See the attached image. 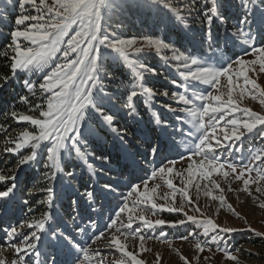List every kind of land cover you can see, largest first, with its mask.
Here are the masks:
<instances>
[{"label": "snow or ice", "instance_id": "6c2138e0", "mask_svg": "<svg viewBox=\"0 0 264 264\" xmlns=\"http://www.w3.org/2000/svg\"><path fill=\"white\" fill-rule=\"evenodd\" d=\"M162 10L167 15L157 25L161 35L127 37L118 31L122 24L113 27L132 11ZM13 13L14 26L7 32L2 49L10 74L0 73V89L22 80L25 94L18 101L27 107V112L13 108L5 116L30 128L11 136L10 126L0 125L4 143L9 145L3 152L16 157L8 174L0 173V201L7 205L15 200L18 175L25 166L43 167L44 186L34 187L29 194L47 195L34 201L46 206L38 219L0 228L5 240L0 247H10L15 253L11 264H147L138 258L134 248H129V239L139 240L140 252L149 250L144 245L147 239H158L171 247L172 240L166 232L152 233L158 226L176 228L187 223L194 228L174 239L194 240L197 255L206 249L211 253L214 246L227 260L238 264L237 255L226 247L227 238L254 230L221 226L206 217L192 199L190 189L194 186L199 196L201 183L197 181L205 182L204 195L236 217L240 214L227 203L217 177L229 185L242 182L240 190L249 196H253V184L257 193L264 192V148L249 146L245 153L244 147L245 138L253 133L264 143V114L240 106L246 95L264 105V87L249 76L250 72L264 73V0H14L3 19ZM234 16H238V22L230 29L228 21ZM214 24L220 26L225 37L223 47L214 38ZM173 29L177 32L173 33ZM173 34H183L190 47L174 42ZM229 44L244 46L243 54L229 55ZM247 55L255 58L246 60ZM152 56L179 77L171 79L176 91L155 89L146 83L147 75L158 74L145 62ZM117 72H126L127 82L118 80ZM200 85H207L208 89H201ZM154 105L183 114L175 117L182 135L183 126H190L187 135L193 143H184L188 155L180 153V159L192 162L183 171H175L177 160L166 155L179 152L174 139L176 127L169 125ZM118 112L126 117L124 127L117 123ZM146 114L150 130L159 131L155 143L146 133L130 134L127 127L128 121L145 123ZM101 135L111 137L114 146L119 145L126 169H138L147 175L140 178V183H131L129 192L110 210L99 231L91 213H97L98 193L106 196L113 191L110 183L103 186L105 191L89 185L72 200L67 221L58 222L53 182L60 175L69 180L75 177L73 159L89 168L91 157L108 163V156L88 151V145ZM133 136L139 143L134 142ZM145 165L156 166L149 171ZM177 178L179 186L174 183ZM162 188L166 191L161 192ZM214 190L219 195H214ZM28 203L24 200V204ZM259 207L264 208V202ZM161 212L180 213L183 218H149ZM27 213L34 214L35 209L28 207ZM25 228L29 231H23ZM144 229L152 231L146 235ZM102 238L107 240L105 247L110 252L92 247ZM109 254L114 257L110 261ZM177 254L183 264H191L186 256ZM62 255L64 260L60 259ZM161 259V254L156 253L155 264H160ZM0 264H6V260L0 258Z\"/></svg>", "mask_w": 264, "mask_h": 264}, {"label": "rangeland", "instance_id": "374dc122", "mask_svg": "<svg viewBox=\"0 0 264 264\" xmlns=\"http://www.w3.org/2000/svg\"><path fill=\"white\" fill-rule=\"evenodd\" d=\"M51 2V0H49ZM14 3V0H0V27H3V29H6L5 31H9L11 27L14 26V21H11L10 19L15 16V13H13L12 16H9L7 20H4L3 17L7 15V9L12 6ZM22 27V26H21ZM160 33L159 35H161ZM6 35V33H5ZM122 36H126L124 34H121ZM2 35H0L1 37ZM131 37V36H127ZM171 39L174 42H178L179 38L175 37L174 35L171 36ZM183 46L185 48H189V45H186L183 43ZM241 48H244L242 45H238ZM255 57L252 55H247L244 56V59L250 60L254 59ZM145 62L149 64L151 67L155 68L156 70L158 69L160 72H157V75H147L146 76V83H150L151 87H157L161 86V84H165L167 86H170L169 92L176 91L177 89L172 85L171 79L175 78L179 80V77L175 76V73L172 72V70L165 68L163 66V63L156 58L155 56L148 57L145 59ZM167 69L166 72H162V69ZM258 69V66H257ZM126 73V72H125ZM169 77V79H165L162 75ZM24 75V74H20ZM127 76V74H126ZM249 76L251 78H254L257 80V83L261 85V87H264V73H259L258 75L256 73H249ZM26 78V77H25ZM201 89H208L207 85H200L199 86ZM210 90V89H209ZM223 91V89H222ZM235 93L234 95L238 94ZM158 100L163 101L166 104H172L173 107H176L177 105L173 101L166 100L163 97H158ZM241 107H247L253 111H256L260 114H264V105H261L258 100H253L250 96H245L243 101L240 104ZM154 107H157L158 110L161 113V116L164 120L168 122L169 125H175V123L179 124V121L176 120V116H182V113H172V112H167L162 108H159L158 106L154 105ZM119 119L122 120V122H125L126 117L122 116V113H117V121ZM145 123L142 124H135L132 121H128L127 124L131 125L132 128L129 130L130 134L131 133H141L143 131H147V133H153L150 132V128L146 121L148 120L147 114L145 115ZM24 124V123H21ZM181 126V125H180ZM190 126L189 125H184L183 126V133L185 134V139L189 144L193 143L192 137L187 135V132L189 130ZM134 137V136H133ZM27 151V150H25ZM223 153L226 152L224 149H221ZM186 154L185 156H187ZM198 159V158H193ZM192 162L189 161L187 158L185 159H179L177 160V163L174 165V170L175 171H183L188 167V164ZM12 168V167H8ZM27 166L21 171L24 172L26 170ZM186 175V173H185ZM253 175H255L253 173ZM220 183L221 187L224 188V195L226 196L227 203L231 204L232 207L235 209L237 213L240 214L239 217L234 216L228 209L225 208H220L218 205V201H212L210 197H207L204 195V189H203V184L205 182L203 181H197L201 183V191L199 193V196H197V191L195 187H191L190 189V195L192 196V199L196 201V204L201 208L203 213L205 214L206 217H211L212 219L215 220L216 223L220 224L221 226L225 227H234L237 229H247L250 227L254 231H240L234 234H231L227 238V243L226 247L232 251L234 255H237L238 257V264H264V250L262 248H257L254 246H251L250 244L244 243L242 246H239V244H235L237 241L236 239H248V238H253L257 239L260 242H264V236L257 235L256 233H264V208H260L259 204L264 202V192L257 193L255 191L256 185L253 184L251 185V190L253 192V196H249L247 193H244L242 190V182H235L233 181L230 185L226 182H223L220 180V178H216ZM10 183V181H9ZM29 186H31L33 183L31 181H28ZM174 183H176L179 186V178H177ZM151 186V182H150ZM261 187L264 188V181L261 182ZM229 188L233 189L232 191L229 190ZM66 189L69 191H74V193L78 194L79 196V191L76 189L73 190L71 186H66ZM161 192L166 191L165 188H162L160 190ZM214 195H219L218 191L213 192ZM45 193H38L37 194V199H44ZM160 203H165L164 201H159ZM176 203L179 205L180 203V197L179 195L176 198ZM3 204L0 205V209L2 208ZM44 207V208H43ZM42 209H45V205H42ZM164 214H176V215H181L183 218V215L180 213H167V212H161L158 215L152 216L150 215L149 218L152 219L153 221L156 219H163ZM189 214H195L199 215L198 213L194 212H189ZM181 218V219H182ZM25 220L24 218L21 219V221ZM16 222L15 224H17ZM136 227V225H134ZM194 228V225L191 223H187L183 226H178L176 228L169 227L167 224L160 227L158 226L155 231L152 233L153 235L158 234L160 231H164L168 234V238L172 240V245L169 247L167 243H162L158 239H147L144 241V245L146 249H149L148 251L140 252L139 250V240H132V238L129 239V248L130 249H135V251L138 253V258L145 260L147 264H155V256L156 253H160L162 256V259L160 261V264H183V261L180 260L179 255L177 254L178 252L180 254H183L186 256L190 261L191 264H237V262H233L230 260H227L224 257L223 252H218L215 250V247L213 246V251L210 253L207 251V249L203 252L197 255L195 249H194V240H189V241H181L179 239H174L175 237L187 235L189 230H192ZM23 231L27 232L29 231L28 229H23ZM152 230L149 229H144L145 234L147 235L149 232ZM173 233H179L177 235ZM106 235H110L109 233H106ZM203 239V237H201ZM107 244V240L102 238L101 240L97 241L96 244H93V248H100L104 251H109L105 246ZM235 244V245H234ZM238 250V251H237ZM15 253L14 250L9 248H4L0 247V258H3L6 260V264H11V260L14 258ZM116 256H119V253L116 254ZM207 257V259H205ZM114 257L109 254L108 255V261L112 260ZM107 264V261H106Z\"/></svg>", "mask_w": 264, "mask_h": 264}, {"label": "trees", "instance_id": "16d2710c", "mask_svg": "<svg viewBox=\"0 0 264 264\" xmlns=\"http://www.w3.org/2000/svg\"><path fill=\"white\" fill-rule=\"evenodd\" d=\"M166 13L163 12V10L160 13H151L148 11L139 12V11H132L128 14H126L122 20L118 19L115 24H113V27H116V24H122V26L118 29L120 34H124L126 36H133V35H143V34H153V35H159L160 32L158 31L157 25L160 20L166 19ZM11 21H14V18L12 17L10 19ZM238 22V16L230 17L228 21V27L231 29L233 27L234 23ZM6 29H3V27H0V31L3 32L2 36L0 37V73L2 74H10V68L6 66L8 64V61L4 60L2 57V49L3 46L6 43V35L8 31H5ZM173 33H176L177 30L173 29ZM163 34V33H162ZM175 37L179 38L180 43H185L186 45H189L186 38H182L183 34H180L178 37L176 34H173ZM213 35L214 38H217L221 47L224 45L225 37L220 30V26L218 24H214L213 29ZM196 40H199V36L196 37ZM190 46V45H189ZM243 49L240 46L232 47L231 44H229V52L228 54L231 55L232 53L236 54H243ZM167 69H162V72H166ZM157 72H160L157 69ZM118 80H123L124 82H127V76L126 73L121 74L120 72L116 73ZM154 76V75H153ZM165 78V74L162 75ZM22 78H25L24 75H21ZM33 80H35V77H32ZM150 86V83H148ZM155 88V87H154ZM164 88H167L169 90L170 86H167L165 84H161V86H157L155 89L162 90ZM22 94H25V91L22 87V80H16L10 82L9 86H5L4 88L0 89V125H9V133L11 136H15L20 130H22L25 127L30 128L27 124H17L11 119L7 118L5 116V113H10L13 108H15L17 111L20 112H27V107L18 101V97ZM35 114V113H33ZM117 123L124 127L125 123L122 122L121 119L117 121ZM149 126V125H148ZM176 127L175 130V142L179 145V152H167L166 155H168L170 158H174L176 160L180 159V153H183L184 155L188 154L187 149L183 146L184 143L189 144V142L186 141L185 135L181 133L180 125L175 123L174 125ZM127 127L129 130L132 128L131 125L127 124ZM169 135L171 137V134L173 133V128L170 127L168 129ZM153 133H147V131H143V133H146L148 137L152 140L153 143L156 142L157 137L159 136V131H150ZM5 136L3 134V130L0 129V173L7 175L8 174V167H13L16 163V157L12 154H6L3 152V149L9 145H5L4 143ZM134 142L139 143V141L135 140V137H133ZM249 146L252 147H259L264 148V143H261L258 136H256L255 133L251 134L250 137L245 138L244 147H245V153H247V149ZM88 151H94L96 153V156L100 155H106L109 157V162L104 163L101 160H97L94 157L89 158V163L92 165L91 169L98 175V181L99 183H102V185H105L106 183H110L113 187V191H119L121 196H116L114 200L111 201V203L108 205L110 208L115 205L117 206V203L122 202V198L124 195H126L130 190L131 183H140V178L145 177L147 173L141 172L138 169L136 170H129L125 168V161L122 157L121 152L119 151V145L114 146V142L111 139V137L105 138L104 136H97L94 138V142L90 143L88 145ZM72 164L75 165V172L76 175L73 179L69 180L65 175L62 176L61 184H70V185H77L78 183H82L83 181L87 183H91L92 179L90 177L88 168L86 165L76 161L75 159L72 160ZM156 165H145L144 167H147L149 171L152 167H155ZM45 170L42 168V166H36L35 170V183H39V181H43V172ZM38 188V187H37ZM33 189H29L28 192H26V195L23 196L22 202L24 203V200L29 201V207H33L35 209L34 214H28L30 215V218H36L37 215L41 214L39 211V204H35L34 201L36 200V196H31L29 193ZM70 206H72V203H70ZM64 214L68 215L70 213L69 208L67 207L66 210L63 212ZM107 213L110 214V211H107ZM181 215L176 214H164L163 220L165 221H174L177 219H181ZM175 235L179 233H173ZM235 244H239V246H242V244L247 243L254 247H259L264 250V242H260L257 239L248 238V239H236ZM227 243V242H226ZM234 244V245H235Z\"/></svg>", "mask_w": 264, "mask_h": 264}]
</instances>
